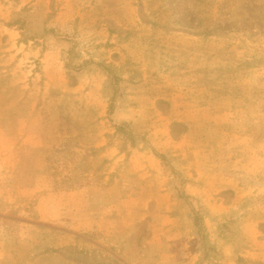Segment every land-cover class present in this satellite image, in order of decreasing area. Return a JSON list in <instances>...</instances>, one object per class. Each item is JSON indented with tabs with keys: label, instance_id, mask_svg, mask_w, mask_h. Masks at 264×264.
Here are the masks:
<instances>
[{
	"label": "rangeland",
	"instance_id": "obj_1",
	"mask_svg": "<svg viewBox=\"0 0 264 264\" xmlns=\"http://www.w3.org/2000/svg\"><path fill=\"white\" fill-rule=\"evenodd\" d=\"M105 136L156 147L180 202L162 231L125 202L85 233L40 220L46 193L102 180L85 143ZM169 244L264 264V0H0V264H162Z\"/></svg>",
	"mask_w": 264,
	"mask_h": 264
},
{
	"label": "crops",
	"instance_id": "obj_2",
	"mask_svg": "<svg viewBox=\"0 0 264 264\" xmlns=\"http://www.w3.org/2000/svg\"><path fill=\"white\" fill-rule=\"evenodd\" d=\"M85 144L96 149L92 155L94 168H98L97 161L104 162V169H96L98 175L103 177L102 180L95 179L93 183L72 191L59 190L46 193L38 202L40 220L55 221L60 218L66 222L72 219L79 233H85L105 224L106 211L115 210L120 202H125L133 208H140V213L132 220L133 223L149 218L151 207L161 208L160 212L151 215L153 222L160 225L156 227V233L158 230H163L166 219L174 220L178 217L171 210L175 209V205H180V202L173 199L166 189L157 149L149 137L137 138L136 141L131 142L128 149L119 143H112L106 136L101 140ZM202 186L203 181L189 184L186 188L188 194L196 196L202 203L208 205L209 197ZM52 199L61 200V208L66 209H61L62 211L57 209L58 205L52 202ZM71 199H77L76 206L72 207ZM50 206L53 207L52 213L48 211ZM175 238H179V235ZM256 253L253 250L250 256L256 257ZM200 254L193 256L189 253L185 262L196 264ZM160 255L162 264H165L166 257L170 258L172 264H186L177 259V254L171 250L170 244L167 248L163 246Z\"/></svg>",
	"mask_w": 264,
	"mask_h": 264
}]
</instances>
